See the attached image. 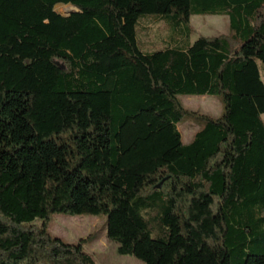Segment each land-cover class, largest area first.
Wrapping results in <instances>:
<instances>
[{
    "label": "trees",
    "instance_id": "trees-1",
    "mask_svg": "<svg viewBox=\"0 0 264 264\" xmlns=\"http://www.w3.org/2000/svg\"><path fill=\"white\" fill-rule=\"evenodd\" d=\"M148 16L176 46L142 50ZM192 16L229 33L192 43ZM262 69L264 0H0V264H97L58 215L105 217L144 264H264Z\"/></svg>",
    "mask_w": 264,
    "mask_h": 264
},
{
    "label": "rangeland",
    "instance_id": "rangeland-1",
    "mask_svg": "<svg viewBox=\"0 0 264 264\" xmlns=\"http://www.w3.org/2000/svg\"><path fill=\"white\" fill-rule=\"evenodd\" d=\"M56 11L62 15H69L75 9L71 6L59 5L56 7ZM191 26L195 31L191 36L192 43L200 36L215 37L229 33L228 17L192 16ZM137 29L140 47L145 52L176 46L170 39L168 25L155 16L144 17ZM181 101L186 108L204 115L219 118L222 114L221 102L215 97L183 96ZM201 127L202 125L191 120L182 123L179 129L184 143L188 144ZM149 222L150 228L157 232V234L155 233L156 235H163L157 218H153ZM36 224L41 225V222L37 221ZM50 228L54 236L70 244H76L81 240L92 237L93 241L86 243L84 248L95 259L97 264H144L132 256H121L118 254L119 245L109 241L107 238L105 217H67L58 215L52 219ZM155 234H153V237H156Z\"/></svg>",
    "mask_w": 264,
    "mask_h": 264
},
{
    "label": "crops",
    "instance_id": "crops-1",
    "mask_svg": "<svg viewBox=\"0 0 264 264\" xmlns=\"http://www.w3.org/2000/svg\"><path fill=\"white\" fill-rule=\"evenodd\" d=\"M261 76H262V80L264 82V69L261 71ZM263 120H264V116H263Z\"/></svg>",
    "mask_w": 264,
    "mask_h": 264
},
{
    "label": "water",
    "instance_id": "water-1",
    "mask_svg": "<svg viewBox=\"0 0 264 264\" xmlns=\"http://www.w3.org/2000/svg\"><path fill=\"white\" fill-rule=\"evenodd\" d=\"M162 186H163V182L160 185H158V189H161Z\"/></svg>",
    "mask_w": 264,
    "mask_h": 264
}]
</instances>
